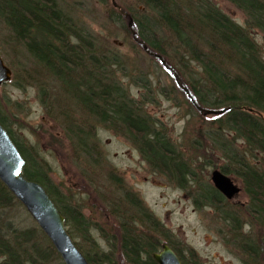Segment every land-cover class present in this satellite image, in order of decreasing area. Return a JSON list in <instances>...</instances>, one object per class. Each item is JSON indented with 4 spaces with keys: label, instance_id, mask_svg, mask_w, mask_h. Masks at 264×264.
Instances as JSON below:
<instances>
[{
    "label": "trees",
    "instance_id": "1",
    "mask_svg": "<svg viewBox=\"0 0 264 264\" xmlns=\"http://www.w3.org/2000/svg\"><path fill=\"white\" fill-rule=\"evenodd\" d=\"M138 1L140 7L127 14L119 13L117 21L135 32L140 45L160 56L170 76L178 75L176 82L183 86L182 93L199 117L208 118V111L225 110L203 122L208 129L200 132L207 135L209 146L227 159L221 172L234 174L242 181L248 200V221L213 185H199L194 170L166 130L158 128L157 121L115 81L118 58L97 47L94 37L76 29L56 0H0V23L8 31L14 53H24V57L26 53L32 65L24 69L27 78L36 86L40 102L54 113L55 121L63 124L73 151L80 150L91 165L101 166L103 155L94 143V132L87 125L75 123L65 111L70 104L89 121L95 119L127 137L150 168L165 175L179 189L193 185L196 207L211 208L225 226V243L242 255L245 264H264V58L251 32L260 29L264 34V0H227L245 15L247 26L229 18L211 0ZM3 39L0 34L4 60L7 51ZM25 78L26 72L23 81ZM47 82L53 83L59 98L45 88ZM141 82L143 88H148L146 83L150 85L145 79ZM15 86L25 88L22 83L16 82ZM64 96L69 98L67 102L71 101L67 105ZM8 119L0 100V125L24 158L23 176L46 189L66 219L72 239L79 237L89 242L87 252L76 245L90 264H120L118 256L125 264H157L153 254L161 251L163 245L173 249L182 264H200L196 251L182 245L110 167L106 168L107 184L116 200L107 202L117 228L114 235L96 228L83 209L72 206L51 183L38 149L17 138ZM239 141L243 142V149L236 146ZM20 210L21 205L0 181V264H64L35 223L24 225ZM93 230L99 231L105 249L93 238Z\"/></svg>",
    "mask_w": 264,
    "mask_h": 264
},
{
    "label": "rangeland",
    "instance_id": "2",
    "mask_svg": "<svg viewBox=\"0 0 264 264\" xmlns=\"http://www.w3.org/2000/svg\"><path fill=\"white\" fill-rule=\"evenodd\" d=\"M211 1L229 18L247 26L248 19L229 1ZM56 3L64 16L72 20L76 29L94 37L97 47L118 58L120 66L115 69V81L125 88L132 101L139 102L143 111L157 121L158 128L166 130L176 149L194 170L200 181L199 185H213L212 173L215 170L221 172L220 168L227 159L223 158L221 151L209 146L207 135H202L200 131L208 129V125L203 122L212 120L214 116L199 117L182 93L183 86L177 83L178 75L170 76L161 60L146 46L139 44L135 32L126 30L116 19L119 13L127 14L135 7H140L139 1L56 0ZM131 23L130 21L129 27H132ZM251 32L264 58V34L260 29H253ZM0 34L6 41L4 49L7 51V59L4 60L13 72L12 81L0 87L1 105L4 113L9 116L10 128L27 146L38 149L37 152L48 168L47 177L70 200L72 206L82 208L85 217L96 224V228H102L107 235H114L117 228L116 217L111 213L108 202L115 201L116 195L107 184L106 174V168L110 167L155 218L177 236L182 245H188L196 251L200 264H245L242 255L231 244L225 243L223 232H226V228L214 210L208 207L199 210L196 207L193 185L187 189H179L165 175L153 171L127 137L95 119L89 121L83 112L70 104L69 110H65L69 116L75 123L84 127L87 125L91 133L94 132V143L98 144L99 153L103 155L99 161L101 166L91 165L90 161L80 155V150L73 151L70 136L65 134L63 124L55 121L54 113L40 102L36 86L27 78V70L32 65L26 53L25 57L24 53H14V45L8 39V31L3 23H0ZM25 72L26 78L23 81ZM186 73L189 74L188 70ZM143 79L150 81V85L146 83L149 89L142 87ZM16 82L22 83L25 88H17ZM46 87L59 98L52 82H47ZM68 100L64 96L65 105L71 102H67ZM236 146L243 149V142L239 141ZM88 149L97 157L98 154L90 147ZM257 157L262 159L259 155ZM228 177L242 190L230 203L239 211L241 218L248 221L245 211L248 200L242 181L234 174ZM21 208L24 211L20 210L19 216L24 225H37L22 205ZM99 234L98 230L92 232L93 238L105 249V242ZM73 240L84 251L90 249L88 241L79 237ZM117 259L118 263L125 264L121 257L118 256ZM258 264H263V261Z\"/></svg>",
    "mask_w": 264,
    "mask_h": 264
},
{
    "label": "water",
    "instance_id": "3",
    "mask_svg": "<svg viewBox=\"0 0 264 264\" xmlns=\"http://www.w3.org/2000/svg\"><path fill=\"white\" fill-rule=\"evenodd\" d=\"M12 76L13 72L3 61L0 53V87L10 82ZM224 112L225 110L208 111L207 114L219 115ZM24 166V158L4 127L0 125V181L36 221L64 264H90L72 240L66 227V219L45 188L35 181L24 178ZM211 180L214 188L228 201H233L242 191L234 181L218 170L212 173ZM153 257L157 264H182L179 256L167 245H163L162 251L153 254Z\"/></svg>",
    "mask_w": 264,
    "mask_h": 264
}]
</instances>
